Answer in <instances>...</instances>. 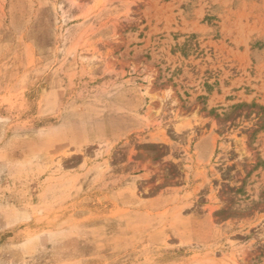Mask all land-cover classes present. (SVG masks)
<instances>
[{
  "label": "rangeland",
  "instance_id": "rangeland-1",
  "mask_svg": "<svg viewBox=\"0 0 264 264\" xmlns=\"http://www.w3.org/2000/svg\"><path fill=\"white\" fill-rule=\"evenodd\" d=\"M0 264H264V0H0Z\"/></svg>",
  "mask_w": 264,
  "mask_h": 264
}]
</instances>
